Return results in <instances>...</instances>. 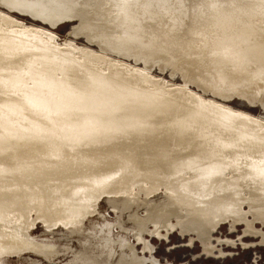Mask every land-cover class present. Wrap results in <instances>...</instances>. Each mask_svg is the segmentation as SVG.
Here are the masks:
<instances>
[{
	"label": "rangeland",
	"instance_id": "1",
	"mask_svg": "<svg viewBox=\"0 0 264 264\" xmlns=\"http://www.w3.org/2000/svg\"><path fill=\"white\" fill-rule=\"evenodd\" d=\"M99 1L97 7L79 0L52 15L42 5L46 0L15 6L16 0H0V30L41 42L48 51L66 52L67 58L105 74L122 71L150 92L184 90L196 101L187 118L200 115L203 127L189 131L183 120L182 140L174 144L161 136L149 140L130 128L111 129L101 137L88 131L64 142L60 129L34 130L22 125L15 107L0 108V124L20 130L0 131V141L9 148L43 139L62 150L57 158L42 153L3 157L0 152V264H264V165L229 157L218 139L215 158L195 156L202 147L194 148L204 141L203 128L218 121L206 112L210 107L229 115L216 134L234 133L238 119L252 118L261 130H245L244 140L262 138L264 91L255 96L203 79L189 82V69L198 66L199 58L191 39L181 53L171 50L157 63L139 62L130 54L141 35L134 31L118 53L107 51L87 28L101 24L119 3ZM229 1L255 6L264 0ZM169 35L170 42L179 37ZM158 37L145 33L142 41L161 47L165 39ZM88 40L106 52L86 47ZM183 59L191 61L187 67ZM37 69L32 64L21 77L0 74V88L22 94L34 110L44 109L43 96L52 85L26 86ZM51 97L47 103L59 110L54 108L62 95L57 91ZM97 137L106 141L93 144Z\"/></svg>",
	"mask_w": 264,
	"mask_h": 264
},
{
	"label": "bare ground",
	"instance_id": "2",
	"mask_svg": "<svg viewBox=\"0 0 264 264\" xmlns=\"http://www.w3.org/2000/svg\"><path fill=\"white\" fill-rule=\"evenodd\" d=\"M28 1L34 0H16L13 5ZM46 1L49 3L43 2L42 5L55 15L66 7L75 6L79 0ZM91 1L99 7V0ZM116 1L119 6L110 7L101 24L87 28L88 33L103 42L107 51L118 53L123 41L132 40L134 31L141 35L130 54H134L139 62L149 60L157 63L166 59L171 50L181 53L191 39L199 58L195 59L198 66L194 70L189 69V82L203 79L206 84L216 83L219 89L225 91L244 90L255 96L264 91V1L255 6L229 0H196L191 6H185L183 0ZM49 27L52 29L55 25ZM152 32L159 35L156 40L165 39L164 45L158 47L155 41L143 43V35ZM168 34L179 37L170 42L165 37ZM85 46L106 52L100 46H93L90 40ZM67 56L61 50L48 51L41 42H33L14 31L0 30V74L21 77L33 64L41 69L35 71L31 82H26L27 89L44 84L53 88L46 90L43 98L47 106L40 110H34L32 102L26 101L22 94L0 88V108L15 107L20 119L25 122L22 125H34V130L60 129L64 142H70L72 136L80 138L88 131H95L101 137L111 129L121 131L130 128L149 140L161 136V140L174 144L182 140L183 120L189 131L193 127H203L197 122L200 115L196 114L194 119L187 118L196 110V101L186 91L176 89L168 95L161 91L150 92L142 88L135 77L122 71L113 70L105 74L97 67L87 66ZM181 61L186 67L191 62L186 59ZM57 91L62 99L54 108L59 110H52L47 102ZM206 112L212 117L217 116L218 121L203 128L204 141L200 139L198 143L201 144L194 146L195 150L202 147L195 151V156L215 158L214 148L218 147V139L223 142L222 147L226 148L229 157L252 167L264 165V136L246 140L243 136L245 130L260 131L262 125L259 121L240 118L235 123L237 130L234 133H225L224 130L222 135H218V127H224L229 115L214 107ZM13 130L18 128L0 124L1 132ZM105 139L97 137V141L92 143L101 145ZM8 146L0 141L3 157L42 153L57 158L62 153L54 142L52 144L43 139L24 141L15 148Z\"/></svg>",
	"mask_w": 264,
	"mask_h": 264
}]
</instances>
